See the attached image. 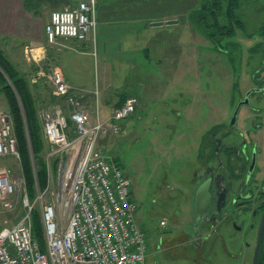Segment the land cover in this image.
Here are the masks:
<instances>
[{"label":"rangeland","instance_id":"374dc122","mask_svg":"<svg viewBox=\"0 0 264 264\" xmlns=\"http://www.w3.org/2000/svg\"><path fill=\"white\" fill-rule=\"evenodd\" d=\"M263 5L261 2L255 5V9H246L249 30L256 29L264 20ZM64 7L68 6L52 8L50 11ZM184 25L183 27L189 29L180 41L173 39L167 44V73L170 75L169 72H172V76L166 78L156 63L145 61L141 55V72L149 71L154 74L151 85L147 86L148 91L155 96L147 98L144 105L123 122L119 133L99 139L98 145L106 156L114 158L120 164L130 179L134 219L136 225L145 233L147 264H252L257 241V224L250 230L249 219L240 216L232 221L238 215L236 211L233 212L234 215L230 214L228 207L222 208L219 216L225 217L219 222L209 219V214H204L197 224L194 223L189 195L190 188L193 187L190 184L192 171L197 165L191 143L199 140L201 133H205L206 129L218 120L228 118L232 112L230 95H234L236 89L240 91L237 92L239 95L252 85L251 80L254 79L251 73L260 67L264 60V37H249L245 33L236 32L231 40L239 45L241 59L237 57V50L232 54V58H227L212 51L208 41L194 32L190 25ZM1 44H5L0 47L2 52L19 74L23 75L20 71L22 47L7 41ZM254 46L256 49L250 53ZM90 51L91 87L95 93L106 83V61L110 64L108 67L112 69L111 73L117 74L118 70L117 64L106 60L95 47H90ZM39 66L37 71L29 73L28 77L23 75L34 101L41 135V148L35 153L30 149V158L34 177L35 168H38L37 160L45 165L46 186L49 185L51 190L56 189L58 185L60 158L59 154L52 153L53 149L45 138L39 112L55 105H60L66 111L67 105L63 98L54 94L50 74L55 65ZM182 73L184 77L178 79ZM113 83L119 81L115 79ZM232 85L235 90L230 88ZM115 90V87L109 90L113 94L110 98L116 95ZM126 95L137 96L135 93ZM98 97L96 94V102H89L93 107L92 111L101 105ZM51 103L52 106L47 108V104ZM80 103L83 108H87L83 98H80ZM19 106L24 118L20 100ZM113 109L110 113L108 111L109 115ZM0 112L7 113L13 122L1 84ZM92 113L93 120L95 112ZM69 133L72 135L71 131ZM0 164L18 183L13 206L7 210L0 205L2 228L12 225L21 217L24 211L21 204L22 193L25 192L32 200L37 192L42 190L37 182L32 191L26 185L20 155L1 157ZM59 218L65 220L64 211H59ZM161 220L166 223L161 225Z\"/></svg>","mask_w":264,"mask_h":264},{"label":"built area","instance_id":"2783aa9c","mask_svg":"<svg viewBox=\"0 0 264 264\" xmlns=\"http://www.w3.org/2000/svg\"><path fill=\"white\" fill-rule=\"evenodd\" d=\"M95 27L94 0H81L51 11L44 32L53 44L59 38L85 40ZM50 80L54 94L67 105L66 111L55 105L39 112L52 153L59 154L58 185L51 190L46 186L32 200L22 193L21 217L0 228V264H147L145 233L134 219L130 179L98 145L99 139L121 131L137 98L128 96L106 120H92L80 105L82 93L65 79L60 67L52 68ZM16 144L13 122L0 112V158L18 157ZM17 187L0 164L3 208L13 206ZM60 210L65 212L64 221ZM33 211L40 218L43 247L33 234Z\"/></svg>","mask_w":264,"mask_h":264},{"label":"crops","instance_id":"0c3cea01","mask_svg":"<svg viewBox=\"0 0 264 264\" xmlns=\"http://www.w3.org/2000/svg\"><path fill=\"white\" fill-rule=\"evenodd\" d=\"M79 1L0 0V47L6 44L2 45L3 41L22 47L20 71L26 77L29 73L36 72L39 65L60 67L65 79L82 93L84 106L87 107L84 108L90 117H93L92 112H95V118L108 119V111L110 113L127 93L137 95L135 114L147 98L155 96L148 91L147 86L151 85L154 74L149 71L141 72L139 65L143 61L140 57L143 55L145 61L156 63L166 78L172 76V72H169L170 75L167 73V44L173 39L180 41L189 29L183 27L184 23L187 27L189 24L179 16L185 12L184 7H171L170 0H94L96 27L88 38H59L55 43L49 44L45 37L44 25L49 19L50 9L75 6ZM92 46L99 50L106 60L115 62L118 70L117 74L111 73L112 69L108 67L110 64L106 61V83L95 93L91 87ZM183 77L184 73L178 79ZM115 79L119 83H113ZM169 79L172 80L171 77ZM114 87L116 95L110 98L113 94L109 90ZM96 94L101 105L92 111L93 107L89 102H96ZM47 105V108H50L52 103Z\"/></svg>","mask_w":264,"mask_h":264},{"label":"flooded vegetation","instance_id":"af4514ba","mask_svg":"<svg viewBox=\"0 0 264 264\" xmlns=\"http://www.w3.org/2000/svg\"><path fill=\"white\" fill-rule=\"evenodd\" d=\"M251 74L252 85L241 94L230 87L235 94L230 95L228 118L218 120L191 143L197 167L189 198L193 210L195 190L209 178L210 204L203 215L219 222L225 217L219 213L228 207L230 214L238 215L232 221L245 217L250 230L257 224L258 237L264 214V60ZM263 247L264 229L259 252Z\"/></svg>","mask_w":264,"mask_h":264},{"label":"trees","instance_id":"16d2710c","mask_svg":"<svg viewBox=\"0 0 264 264\" xmlns=\"http://www.w3.org/2000/svg\"><path fill=\"white\" fill-rule=\"evenodd\" d=\"M169 2L171 7H184L185 12L179 14V16L188 22L194 32L208 41L212 51L223 54L227 58H232L235 50H237V57H240L241 49L239 45L231 40L236 32L245 33L249 37L252 35L264 37V20L256 29L249 30L245 12L246 9L248 11L253 7L254 9L257 8L255 5L261 2L264 3V0H170ZM255 49L256 46L252 47L250 53H253L251 51ZM0 84L12 113L17 149L22 161L25 183L31 191L34 189L33 186L36 182L40 190H44L47 184L46 167L37 160L36 167L38 168H35L34 177L30 158L31 151L35 153L41 148V135L36 119L37 113L34 101L26 78L19 74L1 49ZM18 98L24 110V118ZM126 98L121 100L116 107L121 106ZM112 160L120 165L114 158ZM29 194L32 195V193ZM32 222L33 234L40 246L43 247L41 223L37 211L32 212ZM257 264H264V247L258 254Z\"/></svg>","mask_w":264,"mask_h":264},{"label":"water","instance_id":"95a60500","mask_svg":"<svg viewBox=\"0 0 264 264\" xmlns=\"http://www.w3.org/2000/svg\"><path fill=\"white\" fill-rule=\"evenodd\" d=\"M238 109V108H237ZM237 109L234 112V115L237 112ZM209 182L210 179H206L204 182H202L197 189L195 190L194 194V201H193V219L194 223L197 224L201 218L203 213L206 211L210 204V192H209ZM264 229V214L261 219L259 231H258V237H257V242L256 246L254 249V254H253V262L252 264H257V258H258V252L262 240V233Z\"/></svg>","mask_w":264,"mask_h":264}]
</instances>
